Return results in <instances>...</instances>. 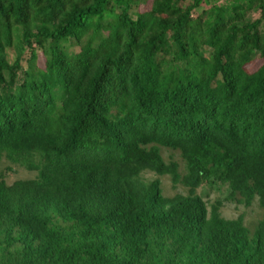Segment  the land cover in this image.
<instances>
[{"label": "trees", "instance_id": "obj_1", "mask_svg": "<svg viewBox=\"0 0 264 264\" xmlns=\"http://www.w3.org/2000/svg\"><path fill=\"white\" fill-rule=\"evenodd\" d=\"M256 196L264 0H0V264H264Z\"/></svg>", "mask_w": 264, "mask_h": 264}, {"label": "rangeland", "instance_id": "obj_2", "mask_svg": "<svg viewBox=\"0 0 264 264\" xmlns=\"http://www.w3.org/2000/svg\"><path fill=\"white\" fill-rule=\"evenodd\" d=\"M224 188L225 186L223 184L213 183L205 186L203 190L200 189L204 194L208 207L216 199H223L220 196L223 194ZM220 211L221 215L227 218H234L242 214L244 216V222L251 228L258 219L264 216V210L258 205L257 198H255L248 207L242 204H237L234 201L223 200V205Z\"/></svg>", "mask_w": 264, "mask_h": 264}, {"label": "clouds", "instance_id": "obj_3", "mask_svg": "<svg viewBox=\"0 0 264 264\" xmlns=\"http://www.w3.org/2000/svg\"><path fill=\"white\" fill-rule=\"evenodd\" d=\"M160 180H161V179H160ZM209 185H211V184H209ZM255 198H257V202H258V197L256 196V197H254V199H255ZM254 199H253V200H254ZM227 201H234V200H227ZM214 202H215V201H214ZM214 202H212V203H214ZM234 202H236V203H237V201H236V200H235ZM212 203H211V204H212ZM211 204L209 205V207H208V208H210ZM237 204H238V203H237ZM222 205H223V204H222ZM258 205H259V202H258ZM207 206H208V205H207ZM221 207H222V206H221ZM221 207H220V209H221ZM260 208H261V207H260ZM220 214H221V211H220ZM223 217H224V216H223ZM236 217H237V216H236ZM224 218H227V217H224Z\"/></svg>", "mask_w": 264, "mask_h": 264}]
</instances>
